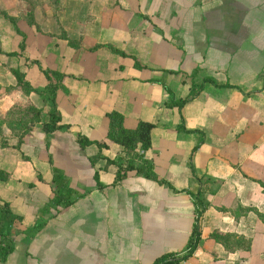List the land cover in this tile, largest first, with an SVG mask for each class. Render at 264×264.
<instances>
[{
	"label": "crops",
	"instance_id": "obj_1",
	"mask_svg": "<svg viewBox=\"0 0 264 264\" xmlns=\"http://www.w3.org/2000/svg\"><path fill=\"white\" fill-rule=\"evenodd\" d=\"M0 7L12 16L26 10L19 0ZM36 10L38 29L15 22L22 55L64 74L65 90L54 101L69 127L52 132L45 145L36 123L18 149L15 140L0 146V199L18 217L13 249L0 264L178 258L196 218L195 194L205 205L199 239L180 264H264V0H62L55 18L47 7ZM19 40L10 22H0L1 51H16ZM22 55H6L9 66L39 90L44 79L36 64L23 65ZM203 77L229 86L205 82L179 110L165 106ZM2 81L0 106L12 102ZM25 98L45 115L39 94ZM111 110L121 113L124 128L138 120L153 124L150 146L134 165L146 159L161 182L130 170L112 183L110 161L121 147L108 141L100 150L94 143L78 147L77 134L106 141ZM180 117L193 131L176 129ZM51 166L63 171L74 194L69 205L44 211Z\"/></svg>",
	"mask_w": 264,
	"mask_h": 264
},
{
	"label": "trees",
	"instance_id": "obj_2",
	"mask_svg": "<svg viewBox=\"0 0 264 264\" xmlns=\"http://www.w3.org/2000/svg\"><path fill=\"white\" fill-rule=\"evenodd\" d=\"M52 3H59V0H52ZM62 6V4H60ZM59 6V7H60ZM0 14L4 17L8 22H10L15 32L20 36V40L17 44V51L10 52H2L5 55H22V51L24 48L23 44V34L20 32L15 26V18L11 15H8L4 10L0 9ZM26 22L30 25H34L35 29H38L37 25L34 23L31 12H28L26 15ZM60 36L66 39L64 33H61ZM67 43L75 46L74 41L67 39ZM112 51L115 53H119L123 55L124 53L120 50L114 49L110 47ZM26 58V57H25ZM27 64H36L39 72L41 73L45 83L43 87L39 90L33 89L29 82L25 79L24 73L19 71L18 69H12L11 73L15 79V84L20 88V90L24 93H29L31 91L39 94L42 100L48 106V110L46 111L43 117H40L41 110L32 104L24 106L23 112L19 113L20 116L11 119H7L5 124L11 131L10 136L16 139L15 144L13 145L15 149H18L19 144L22 142L25 135L31 131L34 124L38 123L40 130L45 136L44 144L47 145V136L56 130L68 129V125H63L60 123V116L56 109L55 104V94L57 90L64 91L65 88L62 84V78L64 76L63 73L47 68L42 67L38 64L35 59L28 60L26 58ZM134 65L140 66L136 64L134 61ZM193 75V74H192ZM191 76V74H189ZM205 82H209L215 86H229L227 84H217L209 77H203L199 82H195L193 80L190 81L189 89L187 94L183 98L173 99L171 96L168 98V101L165 103V106L172 107L176 106L179 110L182 105L193 99L198 95L200 90L203 88V84ZM164 90L168 91V88L164 86ZM27 113H31L28 119H24ZM29 115V114H28ZM105 115L108 118L107 130H106V141H91L86 137L77 134L75 136V142L78 147L83 148L84 146L94 143L98 149L106 148L108 146V142L116 143L121 147V154L114 160H111L115 166L116 170L114 173L112 183H116L122 178L126 176V173L130 170H134L135 173L141 174L142 176L152 179L156 182H161L158 180L153 172V166L146 159H141V163L139 165H134V158H141V153L147 150L150 146V130L153 126L151 122L138 120L135 127L132 129L124 128L122 125V115L121 113L111 110L105 112ZM25 120V121H24ZM177 130L182 131H193L187 130L184 128L182 124V119L180 117V123L176 127ZM0 135L2 136V131L0 129ZM4 139V138H3ZM0 139V145L5 146L6 142ZM201 140L198 141V143ZM197 143V144H198ZM197 144L192 148L194 150ZM140 151V153H138ZM100 157L99 154L94 158ZM48 162L50 163V159L48 158ZM2 172L0 171V174ZM1 177V175H0ZM94 178L96 180V184L99 186L100 183L97 181L96 173H94ZM50 192L51 197L48 202L45 203V206L42 207V210L48 211L49 208L54 210H58L59 208H63L69 205L72 200L70 196L74 194L73 189L68 185L67 178L63 171L55 166H51V179H50ZM194 205H195V221L192 225V230L187 240L186 250L182 253L178 258L175 257L172 253H163L158 256L152 263L150 264H168L170 262H177L179 259L186 258L194 249L199 239V227L197 224V220L202 210L204 209V203L199 199L198 195H194ZM39 211V210H38ZM41 211V209H40ZM18 217L12 213L10 210L9 204L7 201H0V263H2L7 255L13 249V236L15 234L14 224ZM40 219H36L34 225L29 230L30 233L35 231L40 225Z\"/></svg>",
	"mask_w": 264,
	"mask_h": 264
},
{
	"label": "rangeland",
	"instance_id": "obj_3",
	"mask_svg": "<svg viewBox=\"0 0 264 264\" xmlns=\"http://www.w3.org/2000/svg\"><path fill=\"white\" fill-rule=\"evenodd\" d=\"M19 1L21 3L25 4L26 10L23 13H17V14H15V16H13L15 18V22L18 19H22L26 22V15L28 12H31L32 18H33L34 10L37 9L36 11H38V9H40V11L43 12L42 11L43 7L49 8L50 12H51V16L53 18H55L57 15V12L59 13L61 8H62V6H60V4H62V0H59L58 4L52 3V0H19ZM0 2L6 4V3H8V0H0ZM0 9L4 10L7 14L9 13V11L5 8L0 7ZM9 15H10V13H9ZM11 16H12V14H11ZM3 20L5 22H8L0 14V22H2ZM61 33H63V32H61ZM61 33H59V34H61ZM2 52H7V51L2 50ZM21 60H22L23 65L27 66L26 58L24 56L22 57ZM12 69H16V68H13V66H9V62L6 59V55L3 53H0V79H1V81L3 80L2 82L5 84V85H3L2 92L8 94L9 95L8 97L10 99H12V102L9 105L3 104L0 106V129L2 131V136L0 135V139L4 138L3 140L6 142L5 146H8L9 140H15L16 141V139L14 137L10 136L11 131L9 130L7 125L5 124V121L7 122V119H11L10 117H12V116L14 118L19 117L20 116L19 113L23 112V109L25 108L24 106L31 104L30 101L25 98V97H27L28 93L22 92L20 90V88L18 86H16L15 79L11 83L10 78H8L7 72L8 71L11 72ZM44 83H45V81H44ZM30 114L31 113H27V115L24 119H28V117H30ZM3 129H6L7 132H4ZM5 146H1V147H5ZM0 201H1V199H0Z\"/></svg>",
	"mask_w": 264,
	"mask_h": 264
},
{
	"label": "built area",
	"instance_id": "obj_4",
	"mask_svg": "<svg viewBox=\"0 0 264 264\" xmlns=\"http://www.w3.org/2000/svg\"><path fill=\"white\" fill-rule=\"evenodd\" d=\"M181 260H182V259H179L177 262H170V263H168V264H180Z\"/></svg>",
	"mask_w": 264,
	"mask_h": 264
}]
</instances>
